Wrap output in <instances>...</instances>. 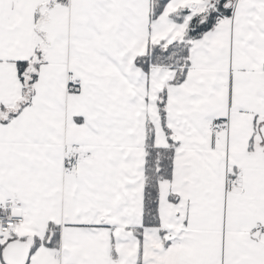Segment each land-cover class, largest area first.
I'll return each mask as SVG.
<instances>
[{"label": "snow or ice", "instance_id": "snow-or-ice-1", "mask_svg": "<svg viewBox=\"0 0 264 264\" xmlns=\"http://www.w3.org/2000/svg\"><path fill=\"white\" fill-rule=\"evenodd\" d=\"M0 264H264V0H0Z\"/></svg>", "mask_w": 264, "mask_h": 264}]
</instances>
